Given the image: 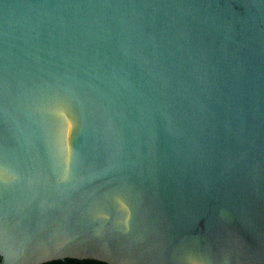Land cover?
<instances>
[{
  "label": "water",
  "instance_id": "1",
  "mask_svg": "<svg viewBox=\"0 0 264 264\" xmlns=\"http://www.w3.org/2000/svg\"><path fill=\"white\" fill-rule=\"evenodd\" d=\"M264 264V0H0V264Z\"/></svg>",
  "mask_w": 264,
  "mask_h": 264
},
{
  "label": "trees",
  "instance_id": "2",
  "mask_svg": "<svg viewBox=\"0 0 264 264\" xmlns=\"http://www.w3.org/2000/svg\"><path fill=\"white\" fill-rule=\"evenodd\" d=\"M44 264H103V263L93 260L64 259V260L51 261Z\"/></svg>",
  "mask_w": 264,
  "mask_h": 264
}]
</instances>
